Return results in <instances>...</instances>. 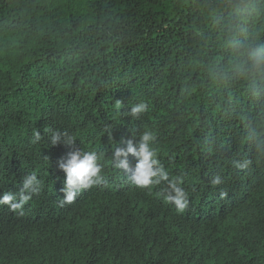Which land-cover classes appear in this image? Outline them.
Wrapping results in <instances>:
<instances>
[{
    "label": "trees",
    "instance_id": "16d2710c",
    "mask_svg": "<svg viewBox=\"0 0 264 264\" xmlns=\"http://www.w3.org/2000/svg\"><path fill=\"white\" fill-rule=\"evenodd\" d=\"M261 52L264 0H0V197L41 181L0 204V264H264ZM145 131L183 212L113 166ZM75 149L104 183L61 206Z\"/></svg>",
    "mask_w": 264,
    "mask_h": 264
},
{
    "label": "clouds",
    "instance_id": "9594fccd",
    "mask_svg": "<svg viewBox=\"0 0 264 264\" xmlns=\"http://www.w3.org/2000/svg\"><path fill=\"white\" fill-rule=\"evenodd\" d=\"M258 62L264 63V52L258 56ZM119 104V101H117ZM147 110V105L141 102L132 107L130 115L137 117ZM39 139V132H34ZM61 141V135L54 133L52 144L55 145ZM154 136L151 132L145 131L138 143L127 141L126 147H117L112 153L113 166L128 174L130 182L138 188H150L158 185L162 181H167L170 191L165 196L166 201L174 203L178 212H183L187 205V193L178 186V180H169L168 173L164 170L160 161L157 159V151L153 147ZM66 145H75V140L68 137L63 140ZM132 155L136 158L135 167H131L127 157ZM59 170L65 173L64 186L61 191L64 198L61 200V206L64 204L75 203L78 195L93 186L104 183V177L101 175L103 165L100 163V157L95 152H85L81 149H75L68 154L66 160L58 164ZM213 184L219 183V178H214ZM41 189L35 173L24 177L22 187L18 194L4 193L0 197V204L8 205L10 210L18 211L23 215L22 208L31 198L32 195H38Z\"/></svg>",
    "mask_w": 264,
    "mask_h": 264
}]
</instances>
